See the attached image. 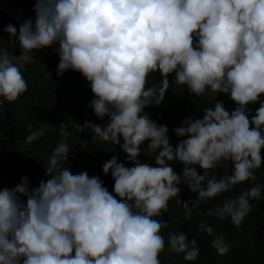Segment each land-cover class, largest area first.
I'll list each match as a JSON object with an SVG mask.
<instances>
[{"label":"clouds","instance_id":"9594fccd","mask_svg":"<svg viewBox=\"0 0 264 264\" xmlns=\"http://www.w3.org/2000/svg\"><path fill=\"white\" fill-rule=\"evenodd\" d=\"M34 12L18 31L11 23L4 29L20 54L0 51V104L27 92L21 69L35 61L34 51L58 45L56 75L81 74L94 96L89 107L98 119L108 117L104 126L76 124L77 131L90 132L93 143L118 145L132 166L116 155L103 164L114 180L112 192L99 176L73 174L61 166L70 133L60 125L47 180L30 189L24 177L0 190V264H161L168 222L158 218L170 201L187 219L201 203L250 182L206 213L239 226L250 201L264 197L255 174L264 165V0H35ZM157 72L160 82L147 86ZM170 75L192 94L228 95L238 107L229 112L216 102L202 118L184 120L174 129L183 139L173 146L168 127L145 111L162 103ZM256 103L253 115L247 106ZM28 130L26 142L32 143L48 125L33 130L29 124ZM142 154L155 166L141 163ZM175 162L182 174L171 166ZM229 162L231 174L209 177L208 170H227ZM182 182L196 200L177 199ZM199 229L214 234L204 220ZM211 246L221 256L230 250L223 234ZM167 249L188 262L199 256L196 240L183 232L169 233Z\"/></svg>","mask_w":264,"mask_h":264},{"label":"trees","instance_id":"16d2710c","mask_svg":"<svg viewBox=\"0 0 264 264\" xmlns=\"http://www.w3.org/2000/svg\"><path fill=\"white\" fill-rule=\"evenodd\" d=\"M17 5H29L35 0H13ZM31 19H35V16ZM27 19H12L6 17L0 11V51H8L10 54H20L18 41L14 44L9 35L4 31L11 23L19 29L20 23ZM59 63L58 55L38 65L21 69L28 84V90L13 103L0 104V177L13 181H21L27 177L29 182L47 180L45 173L48 168V159L62 137L59 135L60 125L64 124L70 133L67 143L70 149L68 160L62 162V167H69L73 174L86 171L89 176H99L104 186L113 191L114 180L111 173L105 175L102 166L116 155L119 162L125 166L127 156L117 145L110 143H93L90 132L79 133L76 124L81 126L86 121L104 126L108 123V117L98 119L89 107L94 98L89 83L81 74L73 71L66 72L62 77L56 75ZM46 72L50 78L47 77ZM170 88L166 92L160 105H153L145 109L150 119L158 125L171 128L175 137L174 129L180 126L181 120L187 114L201 108V112L193 113L189 118L193 120L203 117L204 109L214 108L216 102L223 103L226 110L233 111L236 105L228 95L206 92L203 96H197L189 92L187 87L174 84V75L168 77ZM161 80L160 74L154 73L148 78L147 86H154ZM264 99V96L261 97ZM254 115L259 108V103L247 106ZM33 130L42 124L48 125L44 136L32 143L26 142L29 135L28 125ZM183 138L170 141L175 146ZM147 142L142 145L146 149ZM141 163L155 166L151 155L142 154L139 158ZM174 171L182 174L183 165L172 163ZM198 171V168H197ZM204 174V173H203ZM224 174H231L230 165L227 170L223 165L208 170V175H216L218 178ZM259 183L264 184V165L256 170ZM250 182L234 187L230 192L200 204L192 209V215L185 218V212L180 204L170 201L167 213H163L158 219L168 222V227L162 229L166 247L160 254L161 264H264V197L259 201L252 200L251 211L243 222L236 226L230 219L218 220L206 213L214 209L216 205L228 198H235L240 192L250 188ZM181 192L177 199L181 202L194 201L198 197L192 193L183 182L179 186ZM114 194V193H113ZM206 221L214 229L213 236L199 229L200 221ZM183 232L188 241L193 238L197 242L199 256L197 260L188 262L182 254L171 253L167 249V239L171 232ZM223 234L230 250L226 255H218L212 248L211 242L216 235Z\"/></svg>","mask_w":264,"mask_h":264},{"label":"water","instance_id":"95a60500","mask_svg":"<svg viewBox=\"0 0 264 264\" xmlns=\"http://www.w3.org/2000/svg\"><path fill=\"white\" fill-rule=\"evenodd\" d=\"M34 4H35V2L24 6V5H17L13 0H0V11L8 18L21 19V20L29 19V18H32L35 16ZM55 47H58V45ZM55 47L34 51L33 54L36 57L35 61L29 65L24 66V68L32 67V66L38 65L40 63H43L46 60L53 57L54 55H56ZM15 56H19V54H15ZM24 68H22V69H24ZM202 109H203V104L201 103L200 109H198L194 112H191V113H189L183 117L179 127L183 126L184 120L188 119L193 113L201 112ZM178 138L179 137L175 136L173 138H170V141L176 140ZM229 165H230V168L232 169L233 166L231 165L230 162H229ZM198 174H203V170L198 168ZM39 182L40 181L29 182V188L32 189V188L38 187ZM19 183H21V181H13V180H8V179H4V178L0 177V190H2L4 188L12 189L16 185H18ZM214 200L215 199H213V201Z\"/></svg>","mask_w":264,"mask_h":264},{"label":"rangeland","instance_id":"374dc122","mask_svg":"<svg viewBox=\"0 0 264 264\" xmlns=\"http://www.w3.org/2000/svg\"><path fill=\"white\" fill-rule=\"evenodd\" d=\"M169 129V133H168V135H169V137L172 135V130H171V128H168Z\"/></svg>","mask_w":264,"mask_h":264}]
</instances>
